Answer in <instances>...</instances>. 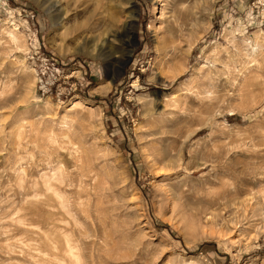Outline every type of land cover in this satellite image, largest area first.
I'll use <instances>...</instances> for the list:
<instances>
[{"label": "rangeland", "instance_id": "1", "mask_svg": "<svg viewBox=\"0 0 264 264\" xmlns=\"http://www.w3.org/2000/svg\"><path fill=\"white\" fill-rule=\"evenodd\" d=\"M0 264H264V0H0Z\"/></svg>", "mask_w": 264, "mask_h": 264}, {"label": "bare ground", "instance_id": "2", "mask_svg": "<svg viewBox=\"0 0 264 264\" xmlns=\"http://www.w3.org/2000/svg\"><path fill=\"white\" fill-rule=\"evenodd\" d=\"M119 33H120V31L118 29H115V27L108 29L107 32H106V36L103 38V40L101 42L100 49L102 50L103 47L104 48L108 47L109 49H111V53L110 54L112 55L114 53L113 50H112L113 46H114L113 40L116 39L117 36H119Z\"/></svg>", "mask_w": 264, "mask_h": 264}, {"label": "trees", "instance_id": "3", "mask_svg": "<svg viewBox=\"0 0 264 264\" xmlns=\"http://www.w3.org/2000/svg\"><path fill=\"white\" fill-rule=\"evenodd\" d=\"M204 246V244L203 245H201V247H203Z\"/></svg>", "mask_w": 264, "mask_h": 264}]
</instances>
